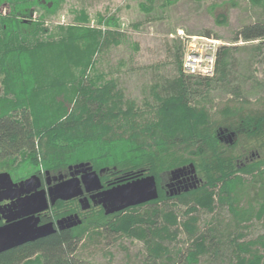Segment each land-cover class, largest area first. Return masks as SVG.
<instances>
[{
    "label": "trees",
    "instance_id": "16d2710c",
    "mask_svg": "<svg viewBox=\"0 0 264 264\" xmlns=\"http://www.w3.org/2000/svg\"><path fill=\"white\" fill-rule=\"evenodd\" d=\"M63 1L0 0L7 7L0 12V171L17 178L88 162L103 183L117 184L147 174L157 182L191 166L201 181L172 198L161 193L143 210V203L110 214L95 210L71 229L0 251V264H96L77 253L78 243L84 234L104 230L142 240V264H264V235L245 238L243 232L264 215V154L247 159L236 150L249 140L264 144V108L249 109L237 99L213 117L195 98L214 85L239 97L243 86L231 77L233 45H220L211 75L185 73L175 45L176 73L151 86L154 99H144L142 108L95 65L100 49L122 35L117 17L98 15V24L89 25L85 10H74V21L51 32L44 20ZM152 1L138 0L147 11ZM249 1L264 6V0ZM34 6L41 12L32 19ZM255 40L252 47L259 49L264 19L233 31V42ZM220 128L226 143L218 137ZM176 205L184 206L182 218ZM224 206L232 228L224 232L216 213L199 227L200 209ZM180 232L187 244L175 248L171 243Z\"/></svg>",
    "mask_w": 264,
    "mask_h": 264
},
{
    "label": "rangeland",
    "instance_id": "374dc122",
    "mask_svg": "<svg viewBox=\"0 0 264 264\" xmlns=\"http://www.w3.org/2000/svg\"><path fill=\"white\" fill-rule=\"evenodd\" d=\"M148 6V11L141 9L138 0H64L47 15L44 25L54 32L57 25L65 26L74 21V10L80 9L88 14L89 25L98 24V15L114 14L122 35L117 37L118 42H111L100 49L95 65L106 73V77L116 79L125 98L133 99L142 108H146L142 103L144 99H154L151 86L176 73L175 45L180 46L183 57L191 37L209 31L211 36L218 38V48L221 44L233 45L231 77H234L232 81L241 83L243 89L239 90L238 97L225 90L224 86L214 85L208 91L196 94V100L205 104L213 117H220V111L227 105H237V99L243 100L241 104L246 108H264V42L259 49H254L252 46L257 40L232 41L233 31L241 24L264 19V6L249 0H171V3L153 0ZM0 12H7L5 4L0 7ZM39 12L41 8L34 6L32 19ZM218 14L224 19H217ZM48 32L41 36H48ZM1 94L4 92L0 84ZM236 150L245 153V156L251 150L263 155L264 144L249 140L236 145ZM147 206L145 204L139 210ZM175 208L179 218H182L184 206L176 205ZM215 213L222 221L220 227L224 232L232 228L225 206L212 212L200 209L199 227L205 228V222ZM243 232L245 238L264 235V215L259 219L253 218ZM176 238L171 243L175 248H183L187 244L182 232ZM145 252L142 240L105 230L101 234H84L77 248L81 257L96 264H142ZM207 256L202 255L200 262L206 261Z\"/></svg>",
    "mask_w": 264,
    "mask_h": 264
},
{
    "label": "flooded vegetation",
    "instance_id": "af4514ba",
    "mask_svg": "<svg viewBox=\"0 0 264 264\" xmlns=\"http://www.w3.org/2000/svg\"><path fill=\"white\" fill-rule=\"evenodd\" d=\"M234 136V135H233ZM218 137L223 142L226 141V134L222 131H218ZM226 143V142H225ZM261 156L259 151H250V153L245 156L247 159H255ZM35 175L36 180L20 185L12 186L9 190L5 188H0V225L7 223L10 217L14 214L20 213L17 207V201L24 196H28L34 192L41 191L40 193L44 194L46 197L47 205L34 214L37 216V224L41 225L44 223H51L53 231L57 229H71L77 224L81 223L83 219H86L93 211L103 209V211L109 210L110 207L114 206L110 201L104 200V194L102 191L108 187L115 185L114 181H108L103 183L101 179V174H99V179L101 186L97 188H92L88 183L85 185L82 181L80 182L81 192L76 196L62 199L56 198L53 201L50 197L53 196V186L57 183L69 178L70 176L80 178L82 175L81 171L76 172L73 168L49 170V169H38L34 170L27 175L20 177H13L11 179L14 182H18L24 179L28 175ZM156 181V180H155ZM201 178L197 173L192 171V167L185 168L181 171L169 172V174H163L160 179L156 182L157 187V197L146 202H153L158 199L159 195L163 193L166 197L172 198L182 194L185 191H188L191 188L197 186L200 183ZM122 183V182H120ZM119 184V183H117ZM82 204L85 206L83 207ZM139 204V203H138ZM63 206V214H59V206ZM119 210V209H118ZM114 211H107L105 213L110 214ZM77 216V217H76ZM22 217L21 215L16 217V219ZM61 218L60 221H58ZM80 219V222L77 224H72V221ZM52 231V232H53ZM3 251V250H2Z\"/></svg>",
    "mask_w": 264,
    "mask_h": 264
},
{
    "label": "water",
    "instance_id": "95a60500",
    "mask_svg": "<svg viewBox=\"0 0 264 264\" xmlns=\"http://www.w3.org/2000/svg\"><path fill=\"white\" fill-rule=\"evenodd\" d=\"M220 131L222 129L220 128ZM233 134V131H231ZM230 133V134H231ZM231 141V140H229ZM68 168H73L76 172L81 171L80 178L70 176L65 180L53 186V196L50 197L53 201L56 198H70L76 196L81 192L80 182L85 185L88 183L92 188L101 186L99 179L100 171L92 168L88 162H77L68 165ZM35 175H30L18 182L11 179L10 173L6 170L0 171V188L9 190L10 187L20 186L36 180ZM41 191L34 192L28 196H24L17 201L19 215L14 214L9 218L7 223L0 225V251L10 247L19 245L23 242L34 240L38 237L51 233L54 229L51 223L37 224V216L34 212L43 209L46 203V197ZM104 194L103 199L110 201L114 206L110 207L107 211L123 209L128 206L136 205L138 203L146 202L157 197L156 181L153 174L143 175L119 184H115L102 191ZM84 207L85 205L82 204ZM22 216L18 219L16 217ZM77 217V216H76ZM61 218L58 220L60 221ZM80 222L78 218L72 221V224Z\"/></svg>",
    "mask_w": 264,
    "mask_h": 264
},
{
    "label": "built area",
    "instance_id": "2783aa9c",
    "mask_svg": "<svg viewBox=\"0 0 264 264\" xmlns=\"http://www.w3.org/2000/svg\"><path fill=\"white\" fill-rule=\"evenodd\" d=\"M219 43L213 36H192L182 57V70L188 74L211 75Z\"/></svg>",
    "mask_w": 264,
    "mask_h": 264
},
{
    "label": "bare ground",
    "instance_id": "6f19581e",
    "mask_svg": "<svg viewBox=\"0 0 264 264\" xmlns=\"http://www.w3.org/2000/svg\"><path fill=\"white\" fill-rule=\"evenodd\" d=\"M109 188V187H108Z\"/></svg>",
    "mask_w": 264,
    "mask_h": 264
}]
</instances>
